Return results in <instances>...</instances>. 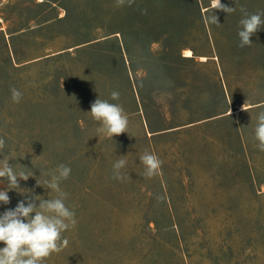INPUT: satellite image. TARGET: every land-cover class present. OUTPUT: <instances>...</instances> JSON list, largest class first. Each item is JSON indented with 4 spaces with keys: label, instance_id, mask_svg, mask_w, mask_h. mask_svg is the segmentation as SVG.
<instances>
[{
    "label": "rangeland",
    "instance_id": "obj_1",
    "mask_svg": "<svg viewBox=\"0 0 264 264\" xmlns=\"http://www.w3.org/2000/svg\"><path fill=\"white\" fill-rule=\"evenodd\" d=\"M221 3L235 11L213 0H0V162L33 174L0 214L27 195L53 198L37 180L72 170L60 186L77 223L45 264H264L254 138L264 26L251 46L238 36L241 8L264 13V0ZM213 11L219 25L207 22ZM97 98L123 107L127 132L97 133ZM145 151L162 161L152 178ZM119 159L123 180L113 179Z\"/></svg>",
    "mask_w": 264,
    "mask_h": 264
},
{
    "label": "clouds",
    "instance_id": "obj_2",
    "mask_svg": "<svg viewBox=\"0 0 264 264\" xmlns=\"http://www.w3.org/2000/svg\"><path fill=\"white\" fill-rule=\"evenodd\" d=\"M134 0H128L129 6ZM125 0H117L118 6H123ZM213 10H221L227 14L235 11V8L226 6L221 0H213ZM243 18L240 20L242 29L238 32L240 47L251 46V37L264 26V13L249 14L241 8ZM207 22L219 25L218 17L214 11ZM120 93L113 91L112 100H118ZM11 99L19 103L22 93L11 89ZM94 121L99 123L97 133L109 139L119 136L128 130L129 118L121 105L111 103L108 100L97 98L91 104L89 111ZM254 138L258 141L259 151L264 152V111L257 116L254 130ZM5 147V140L0 138V150ZM140 162L144 166V177L152 178L161 172L162 161L154 153L145 151L140 156ZM125 159H119L113 164V179L123 180L125 177L121 169L126 166ZM71 167L60 164L57 169L49 173L50 179H45L43 185L37 180L39 186H44L56 195L53 198L36 199L37 196L27 195V203L21 200L14 209H8L0 214V264H45L47 258L53 253L61 252L68 244L63 233L75 227V211L66 204L68 193L62 190L61 182L67 180L71 174ZM33 175V174H32ZM23 170H16L9 161L0 162V179L7 180V188L0 190V203H10L8 192L21 189L19 180H28L30 176ZM37 201H39L37 205Z\"/></svg>",
    "mask_w": 264,
    "mask_h": 264
},
{
    "label": "bare ground",
    "instance_id": "obj_3",
    "mask_svg": "<svg viewBox=\"0 0 264 264\" xmlns=\"http://www.w3.org/2000/svg\"><path fill=\"white\" fill-rule=\"evenodd\" d=\"M185 55H187V56H190L191 55V53H190V50H185Z\"/></svg>",
    "mask_w": 264,
    "mask_h": 264
}]
</instances>
